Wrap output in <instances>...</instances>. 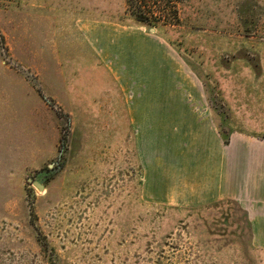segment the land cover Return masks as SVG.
<instances>
[{"label":"rangeland","instance_id":"rangeland-1","mask_svg":"<svg viewBox=\"0 0 264 264\" xmlns=\"http://www.w3.org/2000/svg\"><path fill=\"white\" fill-rule=\"evenodd\" d=\"M79 21L154 29L200 81L223 140L264 138V0H182L155 27L126 0H0V264H264L233 203L146 199L142 165L160 154L142 141L152 132L160 151L161 129L132 128V97Z\"/></svg>","mask_w":264,"mask_h":264},{"label":"crops","instance_id":"crops-1","mask_svg":"<svg viewBox=\"0 0 264 264\" xmlns=\"http://www.w3.org/2000/svg\"><path fill=\"white\" fill-rule=\"evenodd\" d=\"M76 29L122 95L132 97V128L161 129L160 151L152 132L142 141L145 156L160 154L142 165L146 199L182 208L231 202L245 215L251 246L264 252V138L233 132L225 144L200 81L153 33L110 22L79 21Z\"/></svg>","mask_w":264,"mask_h":264},{"label":"trees","instance_id":"trees-1","mask_svg":"<svg viewBox=\"0 0 264 264\" xmlns=\"http://www.w3.org/2000/svg\"><path fill=\"white\" fill-rule=\"evenodd\" d=\"M182 0H126V5L137 23L155 27L158 22L176 19L177 5ZM227 143V138L224 140Z\"/></svg>","mask_w":264,"mask_h":264},{"label":"water","instance_id":"water-1","mask_svg":"<svg viewBox=\"0 0 264 264\" xmlns=\"http://www.w3.org/2000/svg\"><path fill=\"white\" fill-rule=\"evenodd\" d=\"M149 32H150V33H154L155 30H154V29H150ZM28 181H29V182H32V185H33L35 188H37L38 190L42 191V190L44 189V186L41 185L37 180H33V181H32V178H29Z\"/></svg>","mask_w":264,"mask_h":264}]
</instances>
